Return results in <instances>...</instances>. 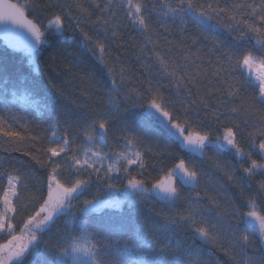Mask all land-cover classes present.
I'll return each instance as SVG.
<instances>
[{"label": "snow or ice", "instance_id": "6c2138e0", "mask_svg": "<svg viewBox=\"0 0 264 264\" xmlns=\"http://www.w3.org/2000/svg\"><path fill=\"white\" fill-rule=\"evenodd\" d=\"M4 7L5 5L0 4V20H12L26 27L31 33L34 42L29 47L37 56V67L39 66L37 45L44 41L48 32L53 28L57 32H62L67 30L68 25L74 24L75 28L72 30L80 31L85 43L91 47L93 55L99 57L108 72L110 83L105 89L108 112L99 113L91 118L75 136L69 134L71 124L68 120L63 122V131H61L59 117L48 125L51 135L41 138L38 135H25L26 126L22 131H8L7 128L11 125L0 116V133L10 138V142L20 146L15 148L16 151H21L24 145H29L27 155L45 170L43 190L36 188L35 193H30L26 198L30 201L29 204L21 203L24 197L17 187L19 185L20 190L27 192V183L20 176L7 177V187L0 193V236H7L9 239L5 243H0V264H17V262L24 264L25 258L41 245L52 257L46 264H174V261L168 259L169 251L173 250L170 240L157 247L156 237L153 236L150 240L149 234L142 229H129L109 243L87 219L88 213L95 210L119 207L122 202L113 199L111 193L121 187L128 190L133 200L143 201L146 194L156 190L158 194H163L162 198L166 202L175 203L182 195L176 183L177 177L180 178L182 186L196 188L199 184V173L195 166L189 167L181 158L149 189L143 178H137L138 175L144 176L146 165L144 153L138 147L140 141L135 136L122 135L124 150L121 152H113L111 149L104 152L96 146L97 139L109 145L110 124L115 116L120 114L121 103L152 110L159 123L184 146H195L203 150L207 145L214 146L219 141L222 147L227 146L238 156L248 158L250 166L243 171L249 179L257 173L264 174V0L258 2L232 0L231 3L226 0H162L160 7L155 2L149 5L148 0H120V3L116 0H105L103 8L99 3L94 5L100 10L102 16L98 19L105 26L108 25V19H103V16L107 15L109 19H114L116 13L113 10L122 8L129 22L137 25L142 32L150 30L148 20L153 13H156L160 19L167 20L171 17L172 22L179 21L181 32L185 31L188 19H193L209 31H217L223 27L230 33H237L234 39L238 44L254 41L252 48L257 50L258 54L243 49L238 54L225 52L223 60L217 57L216 66L211 74L203 69H196L197 76H203L205 79L211 76L209 83L212 84V90H206L205 94L209 98L214 96L212 106L209 100L196 95L192 87L183 83L186 77L177 76L175 71H169L163 57L158 53L155 54L164 74L170 77L178 90L183 88L188 97L183 123L168 110L169 104L160 93V85L148 83L144 92L127 88L124 70L119 69L114 72L113 62L105 58L107 54L105 45L85 32L80 27L82 21L72 16L71 12H66V17L54 13L45 21H41L36 17L28 19L25 15L26 9L34 13L38 7L29 0H26L24 5L7 4L8 11H5ZM74 7L84 15L85 19L90 17L91 13L83 5L76 3ZM65 18L68 24L65 23ZM159 26L166 28L164 23ZM191 39L193 44L198 43L195 38ZM219 43L216 42L217 45ZM193 87L199 89L198 84ZM249 88L253 89L250 99L243 94ZM194 96L196 98H193ZM19 99L25 104H30L37 112L45 107L39 100L33 99L31 93L26 92ZM193 109H203L205 119L210 116L212 121L221 126L222 130L219 134L215 135L211 131L203 130L201 122L193 121L190 116L199 115L198 112H193ZM3 111L10 112V109L0 108V112ZM234 116L243 117L246 124L250 119L257 121L256 133L261 140L257 144L254 134L248 133L249 151H245L237 139L240 125L231 119ZM15 119L16 117L13 116V120ZM229 123L231 126H227ZM197 124H200L199 130ZM78 138L83 139L82 144H76ZM45 139L47 144L44 143ZM253 151L260 154L261 160L252 159ZM34 153L42 155L44 159L33 155ZM133 166L136 175L133 174ZM217 167L222 165L218 162ZM65 172L68 173L67 176ZM121 172L124 173L126 180L123 186L116 182L118 179L116 174ZM228 178L233 179L231 175ZM94 182H97V187L93 198L81 199ZM258 192H264V181L258 183ZM204 198H207L209 208H223L219 203V200L223 199L222 196L209 195L205 191ZM193 199L199 201L200 193L197 192ZM247 205L250 210L246 213L223 208V214L244 219L246 222H254L259 229L258 238L261 247H264V209L258 210L256 197H249ZM29 208L33 209L31 214H28L27 218L21 220L18 225H14L12 221L20 213H27ZM203 208L204 206L198 203L190 204L183 212L176 214L173 223L188 224L204 241L223 247L220 244L216 225L208 223L203 218ZM69 209L75 211L67 212ZM61 214L70 215L72 220L66 229H56L59 239L52 243L50 238L44 239L43 236ZM238 243L242 249H246L252 247L255 242L246 232H241ZM107 249L113 251L108 252ZM175 250H179V243L175 246ZM117 256L119 258H116ZM245 264H257V262L247 258ZM260 264H264V258L260 260Z\"/></svg>", "mask_w": 264, "mask_h": 264}, {"label": "trees", "instance_id": "16d2710c", "mask_svg": "<svg viewBox=\"0 0 264 264\" xmlns=\"http://www.w3.org/2000/svg\"><path fill=\"white\" fill-rule=\"evenodd\" d=\"M16 1L20 5L26 2V0ZM29 2L38 5L34 13L31 10H25V14L31 19L36 17L45 21L54 13L66 17V12H71L72 16L82 21L80 27L85 32L94 39L104 42L107 53L105 58L113 62L114 72L119 69L124 70L126 87L144 92L148 83L160 85V93L169 104L168 110L173 112L181 123L184 121V108L188 97L183 88L178 90L170 77L164 74L156 53L163 57L169 71H175L177 76L186 77L183 83L192 87L196 95L209 100L210 106L214 102V96L209 98L205 93L206 90H212V84L209 83L211 76L209 75L208 79L197 76L196 69H203L211 74L216 66L217 57L223 60L225 52L238 54L243 49L252 50L254 54H258V51L252 48L254 41L238 44L234 39L237 33H230L223 27L217 31H209L193 19H188L185 31L181 32L179 21L172 22L171 17L167 20L160 19L156 13H153L151 19L148 20L150 30L142 32L137 25L129 22L122 8L113 10L116 13L114 19H109L107 15L103 16V19H108L107 26L101 23L98 18L102 14L94 5L99 3L103 8L105 0H29ZM116 2L120 3V0ZM152 2L157 3L158 7L162 6V0H148L149 5ZM226 2L231 3L232 0H226ZM247 2H252V0H247ZM76 3L88 9L91 13L89 18L85 19L84 15L78 12L74 7ZM65 23L68 24L67 18H65ZM161 23H164L166 28H160ZM73 28L75 25L70 24L67 30L62 32H57L54 28L48 32L42 46L37 49L38 67L37 57L30 58L32 50L10 47L5 40L0 38V100H2L0 108L10 109V112H0V116H3L6 123L11 125L7 128L8 131H22L26 126L25 135H38L46 138L51 135L48 125L59 117L61 131H63V122L68 120L71 124L69 134L75 136L91 118L99 113L108 112L105 94V89L110 83L108 72L100 59L93 55L80 31H73ZM191 38H195L198 43L193 44ZM217 41L220 42L219 45L216 44ZM197 84L199 85L198 90L193 87ZM26 92L31 93L32 98L39 100L45 107L37 112L30 104H25L19 97ZM243 94L250 99L253 89L249 88ZM193 112H198L199 115H191L190 118L201 122L203 130L211 131L215 135L222 130L221 126L212 121L210 116L205 119L203 109H193ZM13 116L16 117L15 120ZM231 119L240 125L237 139L245 151L250 150L248 133H253L256 143L259 144L261 137L256 133L257 121L250 119L246 124L243 117L234 116ZM196 127L199 130L200 124ZM110 129L108 133L110 146L101 143L98 139L95 142L96 146L104 152L110 149L113 152H121L124 150L122 135L137 137L140 141L138 147L144 153L146 165L144 176L138 175L137 178H143L150 188L154 182L165 175L167 169L178 163L179 159H184L186 164L192 163L193 158L198 159L206 164L209 170L213 169L214 164L211 163V166L205 162L208 152L209 156L221 152L224 159L228 163H236L237 168L230 183L228 182L229 174L217 177L223 180L225 186L229 184L228 189L225 190L227 195L224 200L225 204L229 203L238 207L239 212L246 213L250 210L247 205L248 198L256 197V204L264 209V203H261L264 201V192H258V183L264 181V174L257 173L249 179L243 169L250 166V160L238 156L227 146L222 147L219 141L214 146L207 145L203 150L195 146H192V149L187 148L169 134L168 130L152 114V110L147 112L142 107H130L123 103H121L120 114L111 121ZM44 143L47 144V139ZM82 143V138L76 140V144ZM16 147L20 146L10 142V138L0 133V193L7 187L9 175L20 176L28 185L27 192L20 190V186L18 188L21 196L24 197L21 203L29 204L30 201L26 199L28 195L35 193L36 188L43 190L45 170L27 155L29 145H24L21 151H16ZM33 155L44 159L38 153ZM252 159L259 161L261 156L253 151ZM132 171L134 175L137 174L135 166ZM67 175L68 173L65 172V176ZM117 176L118 183L123 186L126 182L124 173L121 172ZM96 187L97 182H94L81 199H92L96 194ZM178 187L182 195L181 199L175 203L166 202L162 196L152 191L145 195L143 201L129 197L127 202L120 204L117 208L105 207L88 213L87 219L96 226L100 235L106 237L109 243L118 239L122 232L129 229H142L149 234L150 240L151 237H156L157 247L170 240L173 250L169 251L168 259L174 261V264H241V261L243 264L244 253L252 259L255 253L262 254L258 260L260 263V260L264 258V247L256 251L254 247L242 249L239 245L241 258L237 255L238 250L235 251L233 248L226 250L223 244L226 237L220 235L227 233L224 229L225 222L223 223V219L219 218L215 211L212 217L223 223L218 228L220 229L218 231L220 244L223 247L204 241L188 224H174L173 219L178 212H183L192 203L202 205L208 201L204 198L205 191L200 184L195 189L179 186V184ZM197 192L201 196L199 201L193 199ZM72 211L75 210H67V212ZM28 212L20 213L12 223L18 225L21 220L27 218ZM209 213L207 209L203 213V218L208 223ZM71 220L70 215L61 214L51 229L44 233L43 238H50L52 243L57 242L59 237L56 235V229H66ZM7 239L9 237L0 236V243H5ZM177 243H179L178 251L175 250ZM106 251L112 252L113 250L107 249ZM51 259V255L41 245L25 258L24 264H46Z\"/></svg>", "mask_w": 264, "mask_h": 264}, {"label": "rangeland", "instance_id": "374dc122", "mask_svg": "<svg viewBox=\"0 0 264 264\" xmlns=\"http://www.w3.org/2000/svg\"><path fill=\"white\" fill-rule=\"evenodd\" d=\"M92 28H94L92 26ZM97 35V34H96ZM106 36V35H105ZM103 36V37H105ZM96 39V38H95ZM102 43H104L103 41H101ZM91 49V47H90ZM96 56V55H95ZM36 54L32 51L30 53V58L34 59L36 58ZM97 58L99 59V57L97 56ZM147 112H150L151 110L148 108H144ZM187 148H191L192 146H186ZM210 157V158H209ZM239 158V157H238ZM205 162L209 163L211 165L214 164L213 169H209L206 166V164H203L201 161H199L198 159L193 158L192 159V163L188 164V166H195L197 172L199 173V184L201 185V187H203L204 191H207L209 195H215L218 194L219 196H222L223 199L219 200V203L223 206V208H227L229 210H233L235 209L237 212H239L238 207H234L232 205H230L229 203L225 204L224 200L227 197L225 190L226 188L228 189V185L225 186V183L223 182V180H220L218 177V175H231L233 177L234 172L236 171V163L232 162V163H228L225 159L224 156H222V153L217 152L212 154L211 156H209V152H208V157L205 159ZM220 163L222 165V167H217V163ZM212 166V165H211ZM214 170V172H213ZM218 172H221L218 174ZM119 175V174H116ZM116 182L118 183V179L116 180ZM228 182L230 183L231 180H228ZM126 184V182L124 183ZM123 184V185H124ZM147 186V184H146ZM179 186H182L181 184H179ZM19 188V185L17 186ZM149 189H151L149 186H147ZM19 191V189H18ZM190 194V192H189ZM113 199H118L119 201H121V205L125 202H127V200L129 199V197H131L129 195V192L127 189H124L123 187H121L119 190L114 191L113 195L111 196ZM193 204V203H192ZM204 206L203 208V213L207 210H209V223L216 225L217 230L220 231V228L222 226V224L224 223V226L226 229V234L222 233L220 235L226 237L225 242H223L224 246L226 247V250L229 249H235V251L238 250L237 255L238 257H240V247H239V234L241 232H246L250 239L253 240L255 243L251 248H255V250L259 251L258 248H261V244H260V240L258 238V233H259V229L258 226L254 223V222H246L244 219H240L238 217H228L227 215L223 214V208L221 209H216V208H209V202L207 201V203L202 204ZM261 209L260 207H258V210ZM32 208H30L28 214H31L32 212ZM213 211L217 212V216L221 219H223V223L219 222L218 220L214 219L212 217V215H215L213 213ZM212 213V214H211ZM27 216V215H26ZM228 219V221H227ZM219 235V236H220ZM233 245V246H232ZM224 247V248H225ZM262 254H254V259L257 264L259 263V257H261ZM241 258V257H240ZM244 261L243 264H245L247 258H251L250 256H247L246 253H244ZM241 260V259H240ZM242 264V261H241Z\"/></svg>", "mask_w": 264, "mask_h": 264}, {"label": "water", "instance_id": "95a60500", "mask_svg": "<svg viewBox=\"0 0 264 264\" xmlns=\"http://www.w3.org/2000/svg\"><path fill=\"white\" fill-rule=\"evenodd\" d=\"M9 3L20 5L16 0H0V4L5 5L4 7L5 11H8L6 5ZM27 18L31 19L28 16ZM0 38L5 40L8 46L16 47L19 49L32 50L29 47V45L34 42L33 37L31 36V33L28 31V29L24 27L23 25H18L14 23L12 20H0ZM42 43L37 45V49H39L42 46ZM176 183H177V186L178 184L182 185V182L180 181L179 177L176 178ZM183 187L195 189V188L187 187V186H183ZM153 192L158 194L156 190H153ZM158 195L163 196V194H158ZM113 208H117V207H113Z\"/></svg>", "mask_w": 264, "mask_h": 264}]
</instances>
